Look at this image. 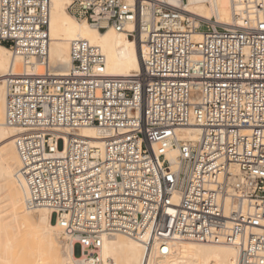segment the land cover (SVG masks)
Listing matches in <instances>:
<instances>
[{"label":"built area","instance_id":"obj_1","mask_svg":"<svg viewBox=\"0 0 264 264\" xmlns=\"http://www.w3.org/2000/svg\"><path fill=\"white\" fill-rule=\"evenodd\" d=\"M51 2L0 0V43L32 69L4 76L27 206L51 213L81 264H104L115 234L157 256L186 240L264 264V0L234 1L244 9L228 25L165 0H71L79 20L145 35L143 69L129 76L107 74L102 49L83 38L67 73L55 72ZM185 127L198 138L180 139Z\"/></svg>","mask_w":264,"mask_h":264},{"label":"bare ground","instance_id":"obj_2","mask_svg":"<svg viewBox=\"0 0 264 264\" xmlns=\"http://www.w3.org/2000/svg\"><path fill=\"white\" fill-rule=\"evenodd\" d=\"M70 1L51 2L50 61L55 72L67 73L71 63V41L79 38L102 49L107 74L129 76L142 71L146 53L144 34L132 38L111 25L101 30L73 16L68 10ZM123 1L128 6L135 2ZM165 1L180 7L191 18L220 25L235 22V7L244 9V3H234L236 0ZM202 34L197 31L195 36L200 39ZM11 68L17 73L32 70L20 56L12 53L9 46L0 43V264H81V253L63 238L62 229L51 213L44 208L32 210L26 204L25 184L18 176L20 157L14 142L15 130L5 124L4 76ZM36 70L42 69L37 67ZM79 133L101 142L96 127L81 128ZM198 133L194 127L178 130L179 138L184 140H196ZM172 154L175 156L176 151ZM31 252L36 254V262L29 255ZM22 254L26 257L20 262ZM101 254L104 264H236L238 257L237 249L231 245L186 240L172 242L169 254L157 256L155 251H146L141 241L124 234L105 237Z\"/></svg>","mask_w":264,"mask_h":264},{"label":"rangeland","instance_id":"obj_3","mask_svg":"<svg viewBox=\"0 0 264 264\" xmlns=\"http://www.w3.org/2000/svg\"><path fill=\"white\" fill-rule=\"evenodd\" d=\"M214 19H215V17H214ZM31 245H32V243H31ZM28 255V254H27ZM29 255L31 256V258L36 262V260H37V257H36V254H34V252L32 253H29ZM26 257V255H24V254H22L21 256H20V262L24 259ZM38 263V262H37Z\"/></svg>","mask_w":264,"mask_h":264}]
</instances>
